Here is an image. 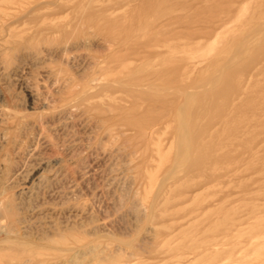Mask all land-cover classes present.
Returning <instances> with one entry per match:
<instances>
[{
	"label": "rangeland",
	"instance_id": "374dc122",
	"mask_svg": "<svg viewBox=\"0 0 264 264\" xmlns=\"http://www.w3.org/2000/svg\"><path fill=\"white\" fill-rule=\"evenodd\" d=\"M0 264H264V0H0Z\"/></svg>",
	"mask_w": 264,
	"mask_h": 264
},
{
	"label": "bare ground",
	"instance_id": "6f19581e",
	"mask_svg": "<svg viewBox=\"0 0 264 264\" xmlns=\"http://www.w3.org/2000/svg\"><path fill=\"white\" fill-rule=\"evenodd\" d=\"M31 150H33V149H31ZM33 152V151H32Z\"/></svg>",
	"mask_w": 264,
	"mask_h": 264
}]
</instances>
